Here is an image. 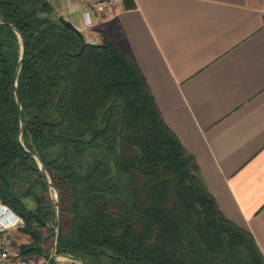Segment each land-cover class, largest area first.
Returning a JSON list of instances; mask_svg holds the SVG:
<instances>
[{"label": "trees", "instance_id": "obj_1", "mask_svg": "<svg viewBox=\"0 0 264 264\" xmlns=\"http://www.w3.org/2000/svg\"><path fill=\"white\" fill-rule=\"evenodd\" d=\"M59 17L49 0H0V204L28 237L13 244L20 257L44 258V230L57 225L30 152L60 195L57 254L83 264H264L252 235L219 210L133 57L102 33L88 44ZM7 24L24 38L22 129L21 45Z\"/></svg>", "mask_w": 264, "mask_h": 264}, {"label": "crops", "instance_id": "obj_2", "mask_svg": "<svg viewBox=\"0 0 264 264\" xmlns=\"http://www.w3.org/2000/svg\"><path fill=\"white\" fill-rule=\"evenodd\" d=\"M49 2L84 39L105 34L133 57L219 210L264 256V0H122L91 28L86 0Z\"/></svg>", "mask_w": 264, "mask_h": 264}, {"label": "built area", "instance_id": "obj_3", "mask_svg": "<svg viewBox=\"0 0 264 264\" xmlns=\"http://www.w3.org/2000/svg\"><path fill=\"white\" fill-rule=\"evenodd\" d=\"M89 9L83 14L85 28L94 26L92 18L95 15H112L116 13L121 6L122 0H86ZM88 44H98L99 38L89 37L85 39ZM4 217L10 220L4 224ZM21 224V219L16 216L7 206L0 204V264H48L46 260H36L34 258H22L9 247L6 232L16 229Z\"/></svg>", "mask_w": 264, "mask_h": 264}, {"label": "water", "instance_id": "obj_4", "mask_svg": "<svg viewBox=\"0 0 264 264\" xmlns=\"http://www.w3.org/2000/svg\"><path fill=\"white\" fill-rule=\"evenodd\" d=\"M59 21L62 22V24L66 28H68V29H70L72 31H76L78 33L80 39H83V35L78 30H76L72 26V24H70L69 22H67L66 20H64L62 17H59ZM0 23L5 24L1 20H0ZM7 25L17 34V36L19 38V41H20V45H21L20 56H19V59H18L16 68H15V78H14V87L13 88H14V97H15V101H16L17 108H18V116H19V122H20V129H22V127H23V121H22L21 105H20V101H19V98H18L17 78H18V75H19V72H20V69H21V65H22V62H23V57H24V38L22 37V35L20 34V32H18L17 29L14 26H12L10 24H7ZM20 145L24 149V146L22 145L21 142H20ZM24 150H26V149H24ZM28 153L34 158V160H36V162L38 164V167H39V169H40L43 177L45 178V181L47 183L48 188L50 190H52L54 192V195H55V211H56V223H57V225H56V237H55L54 245L52 247V251H51L50 258L52 260L53 259L61 258V259L69 260V261H74L77 264H83V262H82V260L80 258H76V257H73V256L68 255V254H57L56 253L57 238L59 236V229H60V223H61L60 195L58 193V190L50 182L49 177H48V175H47V173H46V171H45L42 163L40 162L39 158L35 154H32L30 152H28Z\"/></svg>", "mask_w": 264, "mask_h": 264}, {"label": "rangeland", "instance_id": "obj_5", "mask_svg": "<svg viewBox=\"0 0 264 264\" xmlns=\"http://www.w3.org/2000/svg\"><path fill=\"white\" fill-rule=\"evenodd\" d=\"M100 40V38H99ZM50 197L51 199L53 200V202L55 203V195H54V192L52 190H50ZM27 207H32L33 208V205L29 202L26 203ZM56 212V211H55ZM14 230V229H13ZM49 230V231H48ZM45 231V234H44V238L48 239V241L46 242V244H44L43 246V254H45L44 256L47 257V255L51 256V251H52V247L54 245V241H55V233H56V226L55 224H50L48 226V228ZM12 231H8L6 232L5 236L6 238L8 239V242H9V247L10 249H13L17 254L18 256H20V252L17 248H15L13 246L14 245H19L21 243H25L27 242L28 240V237L27 236H22L20 235L17 231H15L14 234H10ZM54 236V237H53ZM24 257V256H23ZM44 258H40L38 256H35V255H31V256H27V258H34L36 260H46L48 261V264H77L76 262L74 261H69V260H66V259H61V258H58V259H51L50 260H47Z\"/></svg>", "mask_w": 264, "mask_h": 264}, {"label": "bare ground", "instance_id": "obj_6", "mask_svg": "<svg viewBox=\"0 0 264 264\" xmlns=\"http://www.w3.org/2000/svg\"><path fill=\"white\" fill-rule=\"evenodd\" d=\"M2 222H3V220H2ZM4 223V222H3ZM4 224H6V223H4Z\"/></svg>", "mask_w": 264, "mask_h": 264}]
</instances>
